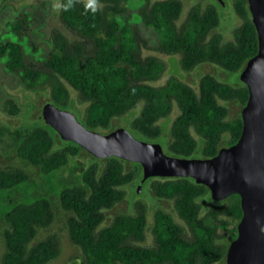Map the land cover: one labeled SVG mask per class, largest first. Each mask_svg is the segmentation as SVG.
Instances as JSON below:
<instances>
[{"label":"trees","instance_id":"1","mask_svg":"<svg viewBox=\"0 0 264 264\" xmlns=\"http://www.w3.org/2000/svg\"><path fill=\"white\" fill-rule=\"evenodd\" d=\"M129 3L99 0L100 7L92 12L85 1L73 0L65 9L67 0H59L58 20L75 39L51 31V49L36 62L23 54L31 22L29 10L22 9L7 24L10 37L0 39L3 71L15 75L25 91L41 93L44 103L62 110L73 108L69 87L84 105L79 123L85 129L106 134L124 124L130 135L144 142L160 141L163 153L170 157L189 159L199 151L201 158L208 159L221 147L234 144L241 121L239 113L229 115L228 106L242 108L246 87L241 82H219L208 74L198 79L196 92L173 76L156 84L164 64L154 56L142 57L140 48L148 33L156 51L178 56L183 72L213 65L239 73L257 49L246 0L234 3L240 24L226 42L213 32L219 16L211 5L190 6L176 24L182 10L179 0H139L135 16L127 12ZM173 106L177 113L163 136L159 121L170 115ZM8 112L17 113L10 101ZM194 135L202 147H197ZM56 141L61 145L56 146ZM0 143L46 178L72 163L80 152L92 159L79 173L78 185H64L55 195L67 213L68 239L79 249L82 264H224L241 217L237 195L212 201L207 188L191 178L142 179L139 164L115 157L93 158L74 143L60 140L40 116L27 127L0 124ZM28 179L21 168L0 167V192L25 185ZM135 185H146L152 197L170 205L171 213L162 209L152 213L151 246L141 245L147 208L138 199L130 204V211L113 215L101 226L104 212L125 199V187ZM53 219L48 198L11 201L3 214L6 227L0 264H47L56 258L59 239L55 233L35 241L38 230L49 227Z\"/></svg>","mask_w":264,"mask_h":264},{"label":"rangeland","instance_id":"2","mask_svg":"<svg viewBox=\"0 0 264 264\" xmlns=\"http://www.w3.org/2000/svg\"><path fill=\"white\" fill-rule=\"evenodd\" d=\"M87 2V0H82ZM182 3V10L179 19L176 24H179L185 16L187 9L192 5H198L203 9L207 5L215 7L219 16V24L214 29V33H218L221 36V41L226 42L232 39V31L240 24V19L236 15L233 9L236 0H179ZM139 0H130L127 6V12L134 13L138 8ZM59 0H0V39L9 38L7 24L12 22L15 16L22 10L28 9L30 13V30L28 32L27 42L23 43V54L28 56L32 61H39L44 57L51 49L50 33L53 30H58L69 40H74L66 29L63 28L58 20L57 13ZM135 16V14H133ZM124 18L121 19V24L124 22ZM143 37L146 40L145 46H141V56H154L158 58L165 67L163 75L156 84H162L164 80L173 76L188 84L195 92L197 91L198 79L204 74L212 76L215 80L226 84H238L239 73H228L221 70L217 66L213 65H198L191 72H183L178 66V56L165 55L155 50V41L148 34L144 33ZM72 102L73 108L67 110L71 112L74 118L80 122L81 114L84 110V105L78 103L75 92L67 87ZM45 96L39 92L25 91L15 75L7 74L3 71L2 62L0 60V124L9 128L27 127L38 121L40 116V110L44 104ZM8 101H10L17 108L16 114H10L8 112ZM137 109L128 114L127 118H130L135 114ZM240 108L235 104L228 106V112L230 116L238 114ZM177 111L173 106L170 115L159 121V125L162 129V135L166 136L170 123L174 119ZM41 119V117H40ZM116 124L121 125L118 121ZM121 128L125 129L126 125H122ZM131 135L137 139L136 135ZM197 141V147H202L201 141L197 136H193ZM142 141V140H141ZM161 146L160 141H157ZM61 143L56 141V146H60ZM92 157V156H91ZM191 158H201L199 151H196ZM92 159L85 155L83 152L74 159L72 163L66 165L63 169L53 174L51 178L42 177L36 168L29 166L16 157L15 153L11 149H7L5 143H0V167L11 166L21 168L28 173L29 179L27 184L20 185L12 190L0 192V258L3 253V238L2 233L6 225L3 220V214L8 210L10 202H16L20 200H28L34 197L48 198L52 204L54 211V219L51 225L45 229L38 230L35 241L43 239L50 233H55L59 239V254L56 258L47 264H82L81 254L78 248L74 247L67 235L65 227V221L67 213L62 211L59 207L56 199L57 189L64 185L79 184V173L82 169L91 162ZM139 187L136 197L134 194V188ZM126 196L121 202L116 204L110 210L104 212L105 219L101 226L106 225L110 218L120 212L130 211V204L138 199L143 202L147 208L146 226L144 233L143 246H151L152 238L150 234L152 226V213L155 209H162L169 213L170 205L165 202H158L152 197L148 191L146 185H135L134 187H125ZM137 194V193H136ZM135 196V197H134ZM174 217V216H173ZM176 220V218L174 217ZM178 222V220H176Z\"/></svg>","mask_w":264,"mask_h":264},{"label":"water","instance_id":"3","mask_svg":"<svg viewBox=\"0 0 264 264\" xmlns=\"http://www.w3.org/2000/svg\"><path fill=\"white\" fill-rule=\"evenodd\" d=\"M246 3L257 49L239 72V81L247 90V100L239 111L240 135L215 156L170 157L159 144L137 140L121 127L100 134L85 129L71 112L50 103L40 110L42 121L60 140L74 143L93 158L137 163L142 179L191 178L207 188L212 201L237 195L241 217L236 236L227 245L224 264H264V0Z\"/></svg>","mask_w":264,"mask_h":264},{"label":"clouds","instance_id":"4","mask_svg":"<svg viewBox=\"0 0 264 264\" xmlns=\"http://www.w3.org/2000/svg\"><path fill=\"white\" fill-rule=\"evenodd\" d=\"M73 5V0H67V4L63 5L65 9L70 8ZM59 8L61 5H56ZM86 9H90L92 12H96L100 7L99 0H87L85 4Z\"/></svg>","mask_w":264,"mask_h":264}]
</instances>
